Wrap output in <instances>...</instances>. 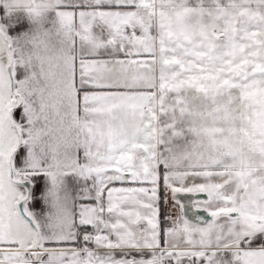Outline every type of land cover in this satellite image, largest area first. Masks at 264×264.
<instances>
[{"label": "snow or ice", "instance_id": "obj_1", "mask_svg": "<svg viewBox=\"0 0 264 264\" xmlns=\"http://www.w3.org/2000/svg\"><path fill=\"white\" fill-rule=\"evenodd\" d=\"M0 264H264V0H0Z\"/></svg>", "mask_w": 264, "mask_h": 264}, {"label": "crops", "instance_id": "obj_2", "mask_svg": "<svg viewBox=\"0 0 264 264\" xmlns=\"http://www.w3.org/2000/svg\"><path fill=\"white\" fill-rule=\"evenodd\" d=\"M163 204H164L165 208H163V206H162ZM161 211H162V214H166V212L167 213L169 212L168 206L164 203V193L163 192L161 193Z\"/></svg>", "mask_w": 264, "mask_h": 264}, {"label": "flooded vegetation", "instance_id": "obj_3", "mask_svg": "<svg viewBox=\"0 0 264 264\" xmlns=\"http://www.w3.org/2000/svg\"><path fill=\"white\" fill-rule=\"evenodd\" d=\"M163 200V199H162ZM163 206V208H165V206H164V204L162 205ZM167 213V212H166Z\"/></svg>", "mask_w": 264, "mask_h": 264}]
</instances>
